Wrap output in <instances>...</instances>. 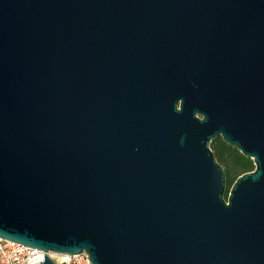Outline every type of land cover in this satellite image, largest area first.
<instances>
[{
	"label": "water",
	"instance_id": "water-1",
	"mask_svg": "<svg viewBox=\"0 0 264 264\" xmlns=\"http://www.w3.org/2000/svg\"><path fill=\"white\" fill-rule=\"evenodd\" d=\"M0 238L264 264V0H0Z\"/></svg>",
	"mask_w": 264,
	"mask_h": 264
},
{
	"label": "built area",
	"instance_id": "built-area-1",
	"mask_svg": "<svg viewBox=\"0 0 264 264\" xmlns=\"http://www.w3.org/2000/svg\"><path fill=\"white\" fill-rule=\"evenodd\" d=\"M46 254V253H45ZM47 255L56 264H90L89 253L83 251L78 254H58L48 252ZM44 251L24 246L0 238V264H33L43 261Z\"/></svg>",
	"mask_w": 264,
	"mask_h": 264
},
{
	"label": "trees",
	"instance_id": "trees-1",
	"mask_svg": "<svg viewBox=\"0 0 264 264\" xmlns=\"http://www.w3.org/2000/svg\"><path fill=\"white\" fill-rule=\"evenodd\" d=\"M211 148L226 173L227 190L225 197H227L235 180L240 175L255 169L254 161L244 156L237 148L224 142L221 136H217L212 140Z\"/></svg>",
	"mask_w": 264,
	"mask_h": 264
},
{
	"label": "rangeland",
	"instance_id": "rangeland-1",
	"mask_svg": "<svg viewBox=\"0 0 264 264\" xmlns=\"http://www.w3.org/2000/svg\"><path fill=\"white\" fill-rule=\"evenodd\" d=\"M214 155H215V152H214Z\"/></svg>",
	"mask_w": 264,
	"mask_h": 264
}]
</instances>
